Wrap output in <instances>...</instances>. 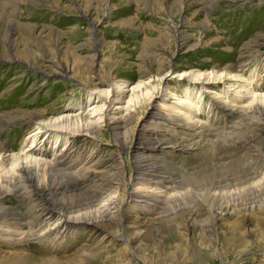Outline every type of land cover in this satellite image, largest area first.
<instances>
[{
  "label": "rangeland",
  "instance_id": "1",
  "mask_svg": "<svg viewBox=\"0 0 264 264\" xmlns=\"http://www.w3.org/2000/svg\"><path fill=\"white\" fill-rule=\"evenodd\" d=\"M261 40L264 0H0V155L29 147L35 118L83 111L97 123L95 133L57 139L53 132L38 134L33 150L52 160L54 152L67 148L74 163L68 171L89 175L92 186L100 182L92 177L109 173L116 182L110 194L120 208V224L113 223L115 216L104 227L115 240L94 234L92 224L73 226L54 244L36 239L15 244L0 236V264H46L49 258L55 264H112L122 258L125 264H264V193L254 185L264 171L256 157V114L224 110L210 131L171 130L163 120L152 134L164 135V142L175 148L162 152L145 149V129L155 120L150 114L160 100L159 90L154 89L151 103L141 100L132 106L116 131L104 114L92 113L90 108L100 102L89 93L98 87L111 100L108 81H121L127 88L154 83L169 66L162 82L166 92L183 96L189 87L187 96L197 102L194 119L209 123L208 90L183 76L174 79L170 72L231 66L255 94L264 93ZM226 85L208 87L221 92ZM128 98L129 93L116 116L125 115ZM249 140L252 149L241 145ZM141 157L160 167L159 175L168 176V195L177 196L144 206L130 200L137 182L135 161ZM40 183L48 184L47 176ZM7 189L2 206L32 219L30 198ZM89 201L80 208L77 204L86 202L72 193L58 200L75 205L81 216L94 204L101 210L107 197ZM220 209L222 215H214ZM187 213L195 219L187 221ZM32 220L33 228L40 229L39 221ZM140 224L145 232L139 234Z\"/></svg>",
  "mask_w": 264,
  "mask_h": 264
},
{
  "label": "bare ground",
  "instance_id": "2",
  "mask_svg": "<svg viewBox=\"0 0 264 264\" xmlns=\"http://www.w3.org/2000/svg\"><path fill=\"white\" fill-rule=\"evenodd\" d=\"M258 45L259 51L264 52V40L259 41ZM169 69L170 68L168 66L165 68V73L163 72L159 76L156 75V77L153 78L154 83L141 81L132 85L130 88H127V85L122 84L121 81L112 83L108 81L107 84L114 93L111 100L108 95H106V91H104V89H100L98 87L92 88L89 93H94L93 95H95V98H99L95 102H100V105H94L90 108V110H92V113H102L101 117L105 116L108 121L110 120L111 129L116 131L118 122L133 112L134 109H132V106H135L141 102V100H144V102L148 104L151 103L152 97H154L152 95L155 94L154 89L157 90V93L159 90L160 100L157 101V105L155 106L156 110L150 114L151 118H154L155 120L154 122H150L147 127L145 126V130L148 134L145 136L147 139H145V137L144 139L148 140L147 144H145L147 146L145 147H149L145 149L159 148L162 152L164 150H168V148H175V145H171V142H164L166 139L163 137L164 135L159 136L152 134V131H155L158 124H161L163 120L167 121V123L171 125V130L179 128V130L184 131H210L214 130L213 123L218 113L224 110H236L241 114H256L259 121L258 125H260L257 128V141L255 142V145L258 143L260 144V146L256 148V157L258 158V161L261 162L259 163V168L260 165L263 167L264 93L255 94V92L248 87V80L244 79L239 73L240 70L232 71L231 66H226L221 70L212 69L211 71L198 69L183 70L177 73L171 71L170 73H172V78L178 79L183 76L186 82L194 85H200L204 89L208 90L209 107L211 111V114L208 117V123L207 121L194 119L192 112L197 109V102L192 96H187V94L190 93L189 87H185V94L183 96L174 92L175 90L170 93L166 92V89L163 86L164 83L162 84V82L165 81V75L168 71H170ZM223 81H226L227 85L221 92H211L209 90L210 87H208V85H213L215 82ZM147 88H149L148 91ZM147 92H149V94L145 97ZM127 93H129V98L127 99L125 107L126 113L125 115L120 114L116 116L117 112L124 109L122 107V102ZM92 101H94V98ZM114 110L116 111L115 114L114 112L109 114V111ZM32 122L34 125L32 132L29 133L28 139L31 137H33V139L30 142L29 147L26 149L22 147L19 152L12 154L0 155V236L8 241H11V243L14 242L15 244L22 243L23 241H27L29 239H36L39 241L48 240L49 244H54L56 243L58 237L62 236V232H71L73 230V226L78 224H82V226L92 224V232L94 234L98 236L104 233L103 236H105V238H107V236H111V238L115 240L117 238L115 235L104 232V227L108 218L110 219L115 217L118 212H120L119 206H116L115 200H113L110 194V186L116 184L114 180L113 181L115 183L112 181V175L109 173L107 174L106 172V174H96L95 177H92V181L100 182L98 184L94 183L95 185L92 186L90 185L91 177L89 175L86 174L78 176V174L75 175L74 173L68 171L74 163L70 159V152L67 148L66 150H61L59 153L54 152L55 155L52 160L44 159L42 154L37 155L35 154V150H33V148L39 143L37 139L38 134L45 133L48 135L53 132L52 136H55L56 139L63 134H70L69 137H73L74 135L81 133L82 135L88 136L90 133L96 132L95 129L97 127V123L91 121L90 117L83 111L75 114L65 113L57 116L39 117L35 118ZM250 142H253V140H249L247 143L245 141H242V144L241 142L239 143L243 147L247 145V148L252 149L253 145L250 144ZM142 157L140 159L137 158L135 161L137 182H135V187L131 188L129 191L130 200L135 201L136 205L144 206L146 204H152V202L153 205L158 204V201H161L162 198L165 199L171 196H177V194L174 193L172 195H168V187L165 186L168 176H164L163 174L159 175L160 167L148 164L145 162V159H142ZM43 175L48 178V184L45 186L40 183L41 176ZM258 175L260 176L258 184L255 183L254 185H257V189L264 193V171H259ZM56 179H61L62 182L58 183L53 181ZM4 186H7V188L11 187L10 190L17 195L30 198L32 219L36 218L37 221H39L38 226L40 229L33 228L32 224L34 223V220H26L24 216L25 213L8 210L2 206V202L9 192L7 188H4ZM28 187H31L29 191H27ZM69 192L86 202L77 204L80 208H85L88 206L86 204L91 203L89 201L90 197H94L97 200L102 197H107V202L102 206L101 210L94 204L97 210H93V208H95L94 206L92 211L88 207L89 210L81 213V216L79 214L76 215L77 213L75 214V212L78 210L75 209V205L58 202V200L62 197L69 195ZM214 215H222L221 209L215 211ZM115 218V220H113L114 222H112L114 224H120L117 216ZM194 219L195 217L193 216V213L186 214L187 221L190 222ZM43 223L47 224V227H43ZM143 226L144 225L140 224V229L136 230L139 234L145 232ZM243 232L249 235L251 234V229L243 230ZM233 234H235V232H233ZM238 235L241 236L240 234ZM235 240L237 241V239ZM126 241L128 242V240ZM129 255L134 257L135 253L131 252ZM132 257L126 256L125 259L131 260ZM120 261L113 262L112 264L126 263L123 258ZM20 263L21 261L17 260L14 264ZM46 264H55V260L53 258H49V261H47ZM134 264L141 263L136 262Z\"/></svg>",
  "mask_w": 264,
  "mask_h": 264
}]
</instances>
